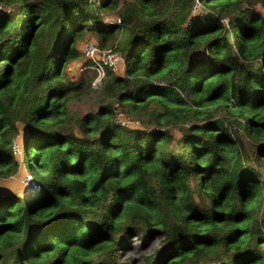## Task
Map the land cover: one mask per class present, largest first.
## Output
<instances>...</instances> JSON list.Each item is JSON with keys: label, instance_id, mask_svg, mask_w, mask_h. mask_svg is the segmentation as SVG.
Here are the masks:
<instances>
[{"label": "trees", "instance_id": "trees-1", "mask_svg": "<svg viewBox=\"0 0 264 264\" xmlns=\"http://www.w3.org/2000/svg\"><path fill=\"white\" fill-rule=\"evenodd\" d=\"M85 35L124 59L98 88L65 73ZM20 161L0 264H264V0H0V178Z\"/></svg>", "mask_w": 264, "mask_h": 264}, {"label": "rangeland", "instance_id": "rangeland-1", "mask_svg": "<svg viewBox=\"0 0 264 264\" xmlns=\"http://www.w3.org/2000/svg\"><path fill=\"white\" fill-rule=\"evenodd\" d=\"M197 3V2H196ZM195 7H201V4H195ZM196 10V8H194ZM104 18L107 20H112L114 17H116L117 15H115L112 12L109 13H104ZM123 36V31L117 35L116 37L121 38ZM83 39H92L95 40V37L93 35H85L81 38V40ZM78 42V45H80V41ZM81 61V59H80ZM80 61H74L69 63V65L66 68V75L68 77H77V75L79 74V69H78V65ZM102 83V82H101ZM92 101L90 97H86L85 99L81 100V101H74L72 102L69 107L71 109H76V110H86L88 109L89 105H91ZM215 115H219L222 116L223 118L227 119V121L229 122V126L231 129H233V125L235 124L234 121H232L233 117L228 114L226 111H224L223 108H215L214 112ZM132 117V116H131ZM134 118V117H132ZM240 128H238L239 130ZM174 136H177L179 134V129H172ZM242 135V134H241ZM16 138L18 140V150L15 152L16 156L18 159L21 160V156H22V149H21V143H22V129L19 128V131L16 134ZM241 142L239 143V147H240V151L242 152L243 156H245L248 160H250L251 163H254V156L252 155V152L254 150L253 145L250 143V141L246 138L245 135H242V138L240 140ZM28 174V170H26V168L23 165V162L20 161V165L18 167V170L6 177V178H0V192L3 191V189L5 187H9L12 190H14L15 192H17L18 194L21 195L22 198L28 197V194L26 192L30 191L31 186H32V182H30V180L26 179V175ZM153 239H151L150 241H148V243L146 244V247H148L153 241ZM211 261H215V260H211ZM210 262V261H209ZM208 261H200L198 264H210Z\"/></svg>", "mask_w": 264, "mask_h": 264}, {"label": "built area", "instance_id": "built-area-1", "mask_svg": "<svg viewBox=\"0 0 264 264\" xmlns=\"http://www.w3.org/2000/svg\"><path fill=\"white\" fill-rule=\"evenodd\" d=\"M112 20L118 22L119 17H114ZM79 49L81 52V61L79 62L78 69L80 72L88 69H93L95 71V74L90 81V85L93 88H98L100 86L102 77L104 76L105 67L117 72L119 71V68L124 65L123 56L114 46L100 47L92 39H83L80 41ZM85 60L89 61L86 63L84 62ZM112 106L113 120L119 125L127 127L140 124V121L137 118H132L130 115L126 114L117 103H112ZM18 144V140L15 137L10 144V149L13 153L18 150ZM26 179L33 183L31 186L32 189L35 186V183L30 173L26 175Z\"/></svg>", "mask_w": 264, "mask_h": 264}]
</instances>
